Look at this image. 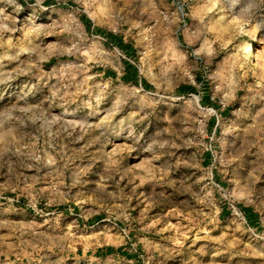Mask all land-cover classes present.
Returning a JSON list of instances; mask_svg holds the SVG:
<instances>
[{
    "label": "rangeland",
    "instance_id": "374dc122",
    "mask_svg": "<svg viewBox=\"0 0 264 264\" xmlns=\"http://www.w3.org/2000/svg\"><path fill=\"white\" fill-rule=\"evenodd\" d=\"M0 264H264V0H0Z\"/></svg>",
    "mask_w": 264,
    "mask_h": 264
},
{
    "label": "bare ground",
    "instance_id": "6f19581e",
    "mask_svg": "<svg viewBox=\"0 0 264 264\" xmlns=\"http://www.w3.org/2000/svg\"><path fill=\"white\" fill-rule=\"evenodd\" d=\"M253 51H254V45L252 43H249L246 45V57L247 58H252L253 56Z\"/></svg>",
    "mask_w": 264,
    "mask_h": 264
},
{
    "label": "trees",
    "instance_id": "16d2710c",
    "mask_svg": "<svg viewBox=\"0 0 264 264\" xmlns=\"http://www.w3.org/2000/svg\"><path fill=\"white\" fill-rule=\"evenodd\" d=\"M118 44H119L120 47H122V44H120V43H118ZM131 69H132V68H129V69H128V73H132V74H130V76L127 77L126 79H127V80H130V81H135V80H136V79H135V72L132 71Z\"/></svg>",
    "mask_w": 264,
    "mask_h": 264
}]
</instances>
